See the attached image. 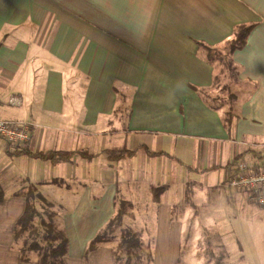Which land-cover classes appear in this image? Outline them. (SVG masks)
Returning <instances> with one entry per match:
<instances>
[{"label": "crops", "instance_id": "1", "mask_svg": "<svg viewBox=\"0 0 264 264\" xmlns=\"http://www.w3.org/2000/svg\"><path fill=\"white\" fill-rule=\"evenodd\" d=\"M244 25L254 28L234 53L242 84L230 136L198 92L214 75L199 43L221 48ZM12 96L22 106H9ZM0 119L28 122L31 136L22 147L0 143V264H40L35 253L24 261L15 235L32 189L66 233L63 264H121L112 244L88 251L121 194L132 226L153 221L140 237L155 242L152 263L181 264L179 173L230 185L241 166L264 165V0H0ZM112 151L136 153L112 162ZM52 152L74 155H33Z\"/></svg>", "mask_w": 264, "mask_h": 264}, {"label": "rangeland", "instance_id": "2", "mask_svg": "<svg viewBox=\"0 0 264 264\" xmlns=\"http://www.w3.org/2000/svg\"><path fill=\"white\" fill-rule=\"evenodd\" d=\"M123 113L126 117V111ZM111 147L125 148V142L111 139ZM176 182L178 187L173 199V218L182 224L176 228L180 233L178 246L181 264H215L216 259L227 264H264V207L252 201L248 191L228 184L212 185L206 177L199 178L201 186L196 184L195 179L192 182L189 174L183 173H179ZM144 185V180H138L137 189H133L137 197L140 196L136 190L142 191ZM120 197L126 198L123 194ZM157 198H165L162 191L157 193ZM139 199L143 201V198ZM133 211L125 218V227L138 231L139 239L152 228L156 230L150 226L152 219L145 221L144 225L132 226ZM115 232L117 239L112 245L116 249L120 247L116 251L121 255L125 244V238L121 240V236L126 231L116 229ZM143 244L147 250L155 249L154 241ZM141 253L146 258L151 255Z\"/></svg>", "mask_w": 264, "mask_h": 264}, {"label": "trees", "instance_id": "3", "mask_svg": "<svg viewBox=\"0 0 264 264\" xmlns=\"http://www.w3.org/2000/svg\"><path fill=\"white\" fill-rule=\"evenodd\" d=\"M253 28L254 25L236 27L233 38L227 41L221 48H211L204 43H199L200 54L212 65L214 75L212 86L206 89H198V92L208 107L220 114L222 122L230 136L234 134L236 120L238 119L239 88L242 84L239 77L241 67L235 63L234 53L237 50L245 48L248 36ZM135 153L136 151H112L110 152V160L115 162L124 158H131ZM33 155L45 160H55L59 156V161H68L74 153L57 154L52 152ZM242 157H236L228 168L235 167ZM258 158L264 159V155L258 154ZM259 168H249V170L255 171ZM188 169L195 170L193 167H189ZM160 190L163 191L164 188ZM40 198L33 189L26 194L27 206L23 217L18 221L15 228L16 240H22L21 250L22 255H24V261H29L28 257H26L27 254L35 253L40 264H63V257L68 252L66 233L55 222L46 220L42 213L39 212L36 201ZM117 207L118 213L89 244L88 251H94L105 243L113 244L117 239L115 230L122 229V232L126 231L121 236V240L125 238V244L122 247L123 251L121 255L116 251L120 250V247L116 249L113 246L116 261L121 264H152V255L146 258L141 253L147 252L151 254V250H147V247L144 246L137 235L130 228L125 227V218L133 209L131 203L118 200ZM136 248L139 250L135 251ZM215 264L227 263L216 259Z\"/></svg>", "mask_w": 264, "mask_h": 264}, {"label": "built area", "instance_id": "4", "mask_svg": "<svg viewBox=\"0 0 264 264\" xmlns=\"http://www.w3.org/2000/svg\"><path fill=\"white\" fill-rule=\"evenodd\" d=\"M22 104L20 96H12L8 100V105L12 107H20ZM30 137L28 122L0 119V143L22 147L30 141ZM230 185L248 191L252 201L264 206V167L250 171L249 167L241 166L238 175L230 181Z\"/></svg>", "mask_w": 264, "mask_h": 264}]
</instances>
